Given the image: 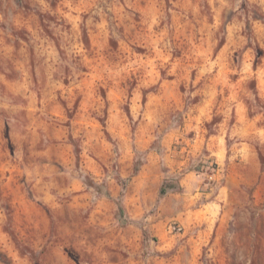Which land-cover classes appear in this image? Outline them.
<instances>
[{
    "label": "rangeland",
    "instance_id": "rangeland-1",
    "mask_svg": "<svg viewBox=\"0 0 264 264\" xmlns=\"http://www.w3.org/2000/svg\"><path fill=\"white\" fill-rule=\"evenodd\" d=\"M0 264H264V0H0Z\"/></svg>",
    "mask_w": 264,
    "mask_h": 264
}]
</instances>
